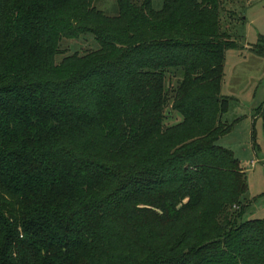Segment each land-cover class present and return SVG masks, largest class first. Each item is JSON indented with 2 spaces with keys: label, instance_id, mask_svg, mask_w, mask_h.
<instances>
[{
  "label": "trees",
  "instance_id": "obj_1",
  "mask_svg": "<svg viewBox=\"0 0 264 264\" xmlns=\"http://www.w3.org/2000/svg\"><path fill=\"white\" fill-rule=\"evenodd\" d=\"M95 2L0 0V264H264L217 144L243 0Z\"/></svg>",
  "mask_w": 264,
  "mask_h": 264
},
{
  "label": "rangeland",
  "instance_id": "obj_2",
  "mask_svg": "<svg viewBox=\"0 0 264 264\" xmlns=\"http://www.w3.org/2000/svg\"><path fill=\"white\" fill-rule=\"evenodd\" d=\"M164 1L151 0L153 9L161 10ZM95 6L109 17L118 13L117 0H96ZM226 6L234 9L229 4ZM238 6L243 24L227 27L229 33L238 36L241 48L227 51L222 87V95L236 102L222 119L233 127L217 144L231 150L247 174L252 205L245 219L264 220V125L255 115L264 105V56L245 48L247 44L256 45L264 37V0H243ZM87 45L93 46L91 38L81 40L77 49ZM69 46L72 48L69 53L74 52L75 46L67 44ZM178 121L175 116L170 124Z\"/></svg>",
  "mask_w": 264,
  "mask_h": 264
},
{
  "label": "crops",
  "instance_id": "obj_3",
  "mask_svg": "<svg viewBox=\"0 0 264 264\" xmlns=\"http://www.w3.org/2000/svg\"><path fill=\"white\" fill-rule=\"evenodd\" d=\"M245 48H246V49H250L251 47L249 46V44H247V45L245 46Z\"/></svg>",
  "mask_w": 264,
  "mask_h": 264
}]
</instances>
